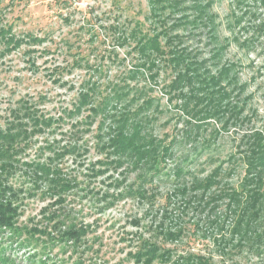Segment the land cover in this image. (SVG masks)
<instances>
[{
  "label": "trees",
  "instance_id": "1",
  "mask_svg": "<svg viewBox=\"0 0 264 264\" xmlns=\"http://www.w3.org/2000/svg\"><path fill=\"white\" fill-rule=\"evenodd\" d=\"M231 1L228 13L221 20L213 12L214 0H147L148 29L143 30L137 22L127 33L124 28H112L117 33L116 45L134 43L132 49L138 53L136 62L124 77L105 86V91L100 90L98 80L84 81L76 102L66 113L76 118L83 110L88 112L72 125L75 132L72 131V136L82 137L97 122L95 149L104 156V161L97 164L102 168L113 166L114 170L126 166V171L137 173V188L130 185L124 191L126 196L142 197L144 185L153 184L164 170L172 172V176L179 179L173 184L172 196L190 194L183 210L195 203L196 210L208 208L215 216L211 223L223 260L221 264L233 261L242 252L264 264V130L250 129L242 134L236 151L226 162L219 160L204 177L192 174L188 167L193 159L175 150L176 145L190 140L199 142L202 149L210 148L222 129L250 122L245 114L246 83L240 80L237 63L224 56L230 44H246L239 39L249 28L248 23L243 25L244 20L263 11L264 0ZM201 29L209 39L205 46H211L207 54L192 42L201 37ZM223 31L230 35L224 36ZM42 42L43 38L32 33L20 36L13 33L12 25L4 23L0 13V57L22 45ZM74 64L82 66L79 59ZM92 69L98 73V65ZM145 75L157 86L160 77L162 97L152 94V85H130L132 81L144 79ZM163 97L165 104L161 103ZM172 110L178 122L183 123L174 135L156 128L158 116ZM59 120L46 117L34 103L22 100L9 109L3 126L0 125V233L10 232L11 238H16L21 245H25L29 237L71 243L77 248L87 236L85 227L77 226L68 215L60 213L65 196L78 186L75 174L64 172L62 160L80 156L87 150L79 147L76 140L66 145L57 141L39 149L35 158L28 157L31 138L52 129L54 123L57 126ZM216 122L221 128H217ZM42 151H47L46 158ZM167 161L171 163L170 168ZM97 164L89 169L94 176L103 173L95 169ZM238 165L243 166L244 174L234 181ZM20 175L28 181L24 189L15 180ZM121 184V181L114 182L117 189ZM39 190L50 200L48 208L44 209L47 213H43L46 225L19 226L23 199L34 197ZM49 207L59 209L50 211ZM159 234L164 242H173L179 239L181 231L161 229ZM21 235H25V239ZM131 256L138 264H216L201 255L174 257L171 250L146 239ZM0 264H6L2 253Z\"/></svg>",
  "mask_w": 264,
  "mask_h": 264
},
{
  "label": "rangeland",
  "instance_id": "2",
  "mask_svg": "<svg viewBox=\"0 0 264 264\" xmlns=\"http://www.w3.org/2000/svg\"><path fill=\"white\" fill-rule=\"evenodd\" d=\"M214 1L213 12L222 20L232 1ZM0 13L3 22L11 24L16 35L32 33L44 39L40 44L22 45L0 57V125L3 126L9 109L25 100L34 103L46 117L61 119L57 126L54 123L52 129L31 138V148L27 151L29 158H35L47 143L57 141L66 145L76 140L79 147L87 150L80 156L66 157L61 163L65 173L75 174L78 186L67 193L60 213L68 215L77 226L85 227L87 236L82 245L76 248L71 243L46 238L31 240L27 236L25 245H21L5 231L0 233V253L6 264H138L131 254L140 249L141 241L145 239L171 250L174 257L201 255L221 264L223 260L215 244L211 223L215 216L208 208L196 210L195 203L183 210L190 194L172 196L173 184L179 181L172 172L164 170L153 184L144 185L142 197L126 196L124 191L130 185L137 188V173L126 171V166L114 170L113 166L102 168L97 164L104 159L95 149L97 122L82 137L72 136V125L88 113L85 109L76 118H70L66 113L76 102L83 82L98 80L100 90L105 91V86L124 77L136 62L138 53L132 49L134 43L127 42L123 47L116 45L114 37L117 33L112 28H124L127 33L137 22L143 30L148 29L147 0H0ZM244 23H248L249 28L239 35V39L246 44H230L224 59L237 63L240 68L239 77L246 83L248 99L245 114L250 122L222 129L220 137L207 149L192 140L176 145L178 154L193 159L188 169L200 177L206 176L219 160L227 161V157L236 151L237 140L242 134L250 129L264 130V10L258 11L254 18L247 16ZM199 33L201 37L194 38L193 45L202 47L207 54L211 48L205 46L209 43L207 33L202 29ZM223 35L230 34L223 31ZM198 39L200 43H197ZM77 59L81 60L82 66L74 64ZM97 65L98 73L92 69ZM159 79L157 86L145 75L144 79L139 78L130 85H152V94L162 97ZM161 103L165 104L164 97ZM181 124L172 110L158 116L156 128L174 135L183 127ZM215 124L221 128L218 122ZM42 152L46 158L47 151ZM93 164H97L95 169H101L103 173L92 175L89 169ZM166 164L167 168L171 167L170 161ZM243 169L242 165L237 166L234 181L243 176ZM21 177L15 180L24 189L28 181ZM116 181L122 183L118 189L114 186ZM42 191L23 199L17 221L19 226L46 225V214L43 216V213L50 200L40 194ZM58 209L49 207L50 211ZM161 229L181 231V234L176 241L164 242L159 234ZM21 238L25 239V235ZM226 264H259V261L242 252Z\"/></svg>",
  "mask_w": 264,
  "mask_h": 264
}]
</instances>
